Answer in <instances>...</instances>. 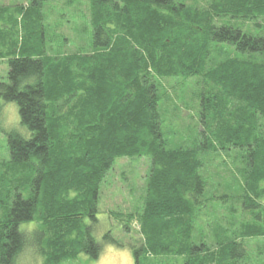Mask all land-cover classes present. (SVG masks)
Here are the masks:
<instances>
[{
  "label": "trees",
  "instance_id": "trees-1",
  "mask_svg": "<svg viewBox=\"0 0 264 264\" xmlns=\"http://www.w3.org/2000/svg\"><path fill=\"white\" fill-rule=\"evenodd\" d=\"M50 1L18 10L19 55L0 52L8 65L0 99L16 104L25 129L7 133L9 158L0 162V264L28 247L41 264L97 260L103 244L117 243L110 231L102 243L94 235L102 182L117 160L139 158L150 161L142 207L123 225L139 228L135 264H264V0L202 9L90 0L95 48L66 56L46 54L42 32L41 47L24 44ZM220 18L240 27H218ZM224 49L243 57L218 60ZM171 78L196 79L193 147L164 139L159 80ZM220 154L234 157L230 193L208 198L205 169ZM209 200L225 216L215 209L212 236L196 235Z\"/></svg>",
  "mask_w": 264,
  "mask_h": 264
},
{
  "label": "rangeland",
  "instance_id": "rangeland-1",
  "mask_svg": "<svg viewBox=\"0 0 264 264\" xmlns=\"http://www.w3.org/2000/svg\"><path fill=\"white\" fill-rule=\"evenodd\" d=\"M210 0H173L176 4H184L188 7L205 8ZM31 0H0V52L11 53L18 56L17 49L21 45V38L24 32L21 27V16L19 9L27 8ZM90 0H57L44 2L39 11L40 16L33 23L29 31L27 41L24 44L28 47H41L36 35L42 32L43 48L46 54L52 56H66L73 54H84L95 48L93 31L90 24ZM19 14H18V13ZM239 20L220 18L216 26L231 25L239 26ZM254 29V28H253ZM257 30H253L256 33ZM243 55L234 51L224 49L217 59ZM8 65L7 59H0V83H7ZM162 84V97L159 109L162 121L164 139L169 146L175 148L193 147L199 130L200 102L196 79L184 80L160 79ZM16 130L24 133L25 129L19 123V115L16 104L7 103L0 99V162L9 158L7 133ZM236 154L239 152H235ZM233 152V154L235 155ZM234 158V157H233ZM232 157L224 154L216 156L211 164H207V197L220 196L230 193L227 189L233 180L235 162ZM219 164L221 166H219ZM226 166V168H224ZM150 161L147 158L135 160H117L112 169L104 178L99 202H98V223L95 226L94 235L98 242L108 231L111 232L117 243L103 244L100 256L97 260H91L85 255H80L78 262L73 264H101V257H104L103 264H135L131 245H138L141 236L136 222L124 229V217L127 214H134L141 210L142 198L145 191L146 176L149 173ZM238 177V176H237ZM235 189L232 185V193ZM210 213L205 214L200 226L197 227L196 235L212 236V221H215L213 211L218 210V217L225 216V211L219 209L218 204L209 200L207 205ZM206 212V211H204ZM217 212V211H215ZM120 216L122 219H117ZM28 226L22 225L21 230ZM30 227V229H32ZM264 245V244H263ZM256 251L255 245H252ZM15 264H41L40 257L35 251L28 247L16 259ZM65 264V263H64ZM69 264V263H67Z\"/></svg>",
  "mask_w": 264,
  "mask_h": 264
},
{
  "label": "clouds",
  "instance_id": "clouds-1",
  "mask_svg": "<svg viewBox=\"0 0 264 264\" xmlns=\"http://www.w3.org/2000/svg\"><path fill=\"white\" fill-rule=\"evenodd\" d=\"M103 261H104V257H101V264H103ZM128 264H131L130 258H128Z\"/></svg>",
  "mask_w": 264,
  "mask_h": 264
}]
</instances>
